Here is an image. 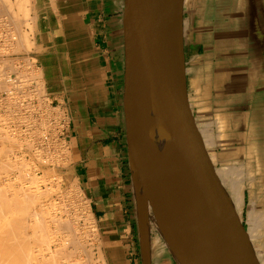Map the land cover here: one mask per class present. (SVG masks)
<instances>
[{
	"label": "crops",
	"instance_id": "crops-1",
	"mask_svg": "<svg viewBox=\"0 0 264 264\" xmlns=\"http://www.w3.org/2000/svg\"><path fill=\"white\" fill-rule=\"evenodd\" d=\"M51 1L33 2L30 55L49 101L70 115L68 173L109 264H143L123 112L124 0ZM183 1L192 121L254 264H264V0ZM149 223V264H179Z\"/></svg>",
	"mask_w": 264,
	"mask_h": 264
},
{
	"label": "water",
	"instance_id": "water-1",
	"mask_svg": "<svg viewBox=\"0 0 264 264\" xmlns=\"http://www.w3.org/2000/svg\"><path fill=\"white\" fill-rule=\"evenodd\" d=\"M182 7V0H124L123 112L133 188L136 177L143 186L148 180L141 172L145 160L141 99L154 108L159 146L156 171L149 175L155 178L160 205L149 195L141 207L133 193L142 261L149 264L152 220L179 264L175 246H180L189 264H254L241 227L222 200L192 121Z\"/></svg>",
	"mask_w": 264,
	"mask_h": 264
},
{
	"label": "rangeland",
	"instance_id": "rangeland-1",
	"mask_svg": "<svg viewBox=\"0 0 264 264\" xmlns=\"http://www.w3.org/2000/svg\"><path fill=\"white\" fill-rule=\"evenodd\" d=\"M0 4L2 5V3H1V0H0ZM24 27V26H23ZM26 29H24V30H26V35H27V37H28V39H29V41H31V34H33L32 32H31V34L28 32L29 30H28V28L27 27H25ZM20 33V32H19ZM28 33V34H27ZM12 36H13V38L15 37L13 34H12ZM30 36V37H29ZM14 41L13 42H15V39H13ZM17 40L18 39H16V42H17ZM13 42L12 43H10V44H12L11 46H10V49L9 50H7L6 52H9V54H10V52H12V49L13 48H11V47H14V45H13ZM32 42V41H31ZM18 43V42H17ZM19 44H21L20 43V41H19ZM33 44V43H32ZM18 45V44H17ZM16 45V46H17ZM22 45V44H21ZM18 47V46H17ZM17 47H15V48H17ZM20 47H22V46H20L19 45V48ZM33 47V46H32ZM18 49V48H17ZM23 49V48H22ZM22 49L20 48L19 49V52H20V50L22 51ZM16 51V50H15ZM31 51H32V48L30 47V49H28L26 52L24 51V52H21L20 54H19V52H15L16 54H14V52L13 53H11L10 54V56L12 57H6L7 58V60H8V58H11V59H9L7 62V64H9L10 62V64L9 65H11V66H13V64L15 63V61H16V63H15V66H19L20 68H21V65L18 63V62H25V65H26V67H25V65H24V67L22 66V68H25L26 69V71L27 70H29L30 68H31V66H33L34 68L33 69H36V70H34V71H40L39 70V68H38V65H37V62H36V59L35 58H32L31 57ZM2 51H0V55L2 54L1 53ZM28 54V55H27ZM14 56V57H13ZM28 57V58H26V59H23V58H25V57ZM15 57L17 58V60L15 59ZM21 57V58H20ZM31 57V58H30ZM14 58V59H13ZM20 59V60H19ZM32 61H31V60ZM11 60V61H10ZM12 60H13V62H12ZM29 60L31 61L30 63H28L29 62ZM10 61V62H9ZM26 61H28L27 63H26ZM29 64V66H27ZM30 71V70H29ZM31 71H32V68H31ZM19 72H24V71H19ZM43 95H44V97H43V95H42V101H43V105H44V107L46 108V106L45 105H47L50 101H49V99L47 98L48 96H47V92H46V88L44 87L43 88ZM46 92V93H45ZM45 93V94H44ZM39 94H41V93H39ZM57 106L58 105H56V104H52V106L51 107H53V108H50L49 109V111H48V113H49V117H47L48 119L47 120H49V118H51V117H53V115L56 113L57 115H59L60 113L58 112V109H57ZM62 107V106H61ZM45 108H40L41 109V111L42 110H46ZM56 108V109H55ZM56 110V111H55ZM61 110L64 112V113H62L63 114V117L64 118H68V121H69V129H70V125H71V119H70V115H69V113L62 107L61 108ZM43 112V111H42ZM44 113V112H43ZM53 114V115H52ZM67 114V115H66ZM43 114H41V116H42ZM47 115V114H46ZM65 115V116H64ZM44 116H45V113H44ZM44 116H42V117H44ZM60 117H62L61 115H59ZM69 116V117H68ZM6 117V118H5ZM9 119H11L10 118V116L9 117H7V116H5V115H0V121H2V122H0V127H2V128H0L1 130H0V137L1 138H3L4 137V134H3V132L5 133V135H7V134H11L10 135V138L11 137H13V139L11 138V139H7V142H6V139H0V166H2L3 164V166H5L6 168H7V163L9 162L8 160H10V161H12L13 159L11 158V157H13L14 158V160L11 162L12 164L13 163H16V164H19L18 162H21V160L23 159H21L20 158V156H21V154H24V160L21 162V164H19V167H18V169L20 168L21 170H24L25 172H26V166L27 165H25L26 164V162L29 164L28 165V171L31 173L30 175H31V177H34V173L33 172H35V171H37V172H35V174H39L38 176H36V179H39L38 180V183H37V181L35 182L36 183V185H34L35 183H32V178H28L27 179V177H26V173L24 174L23 173V171H21L22 173H23V175H22V173H19L18 172V175L20 174V175H22L21 177L22 178H24V180L23 181H25V182H27V181H29L28 183H25V182H23V183H25L24 185H26V187H28L29 186V188L27 189V191L28 190H30V188L32 189V188H34V187H38V188H40V189H42V190H34V191H36L35 193H37V194H41L39 197L41 198H38V202L36 201V196L35 197H33V195H31V194H33L34 192L31 190L30 192H33V193H29V192H25V194H27L26 196H28V194H30V196H32L33 198H34V200L31 198V200L33 201H31V200H29L28 201V199H30V197L26 200L25 198L26 197H24L25 195H23L24 193H23V191H22V194H21V191H18L17 192V190L15 191V190H13V189H17L18 188V186L20 185V184H22V182L20 183L19 181L17 182V184L16 183H13L12 182V184L10 183L11 182V180H10V178L11 177H13V175H15L16 173H17V171L16 170H18V169H16L17 167H15V168H13L12 167V169H11V167H9L8 166V168H7V171H6V168H5V172H4V170L3 169H0L1 170V172L3 171V173H4V175H5V173L6 172H8V169H9V171L10 172H8V173H6V175L4 176V175H0L1 176V178L2 179H5L4 181H6V183H2V179L0 178V184H1V187H0V190L2 189L3 190V186H6V188H4V191H0V194H5V195H3V197H2V195H1V198L0 199H2V198H4L5 199V197L4 196H6L7 197V199H5V200H7L8 201V198H10V200H12L11 199V197H13V201H15L16 202V200H14L15 199V197L16 198H18L19 199V201H21L20 199H21V195H23V198H22V201L20 202V203H16V205H17V207H15L16 205H13L15 208H18V207H22L23 205H21V203L23 202L24 203V201L26 202V203H24V206H25V204L28 206H30V207H28L27 209H29V210H27L25 207H27V206H25L24 208L26 209V210H24V208L22 207L21 208V210L22 211H20L19 209L20 208H18V209H16V210H19V211H16L17 212V214H16V212H15V208L13 209V206L11 205V207H10V211H12L13 212V214H11L10 212H8V214H6V215H4L7 219H12L13 217H14V219H16V218H18L19 217V220H20V216H21V218H22V213H24V212H26V211H30V210H32V208L34 209V210H32V212L30 211V213L28 214L27 212V214L25 213L24 214V216L25 215H27L26 216V218L24 219L23 218V222H26V228L28 227L29 229L32 227V226H30V224H32L33 225V228H35L34 230L36 231V232H34V230H32V231H30L28 228L26 229L27 231V235H30L29 237L31 238H29L30 239V249H33V250H31V251H33V253H37V252H39L40 250L41 251H45V250H47V247L48 248H50L52 251H54V256H52V261H51V257L50 256H48V260L51 262V263H55V264H64V263H67V262H69V264H71L72 262V264H84L85 262V264H88V261L90 262L89 264H109L110 263V261H109V258H108V256L107 255H105L104 253H103V250H102V248H101V246H100V243H99V239L97 238V233H96V229H94L95 227V225H94V222L92 221V219L90 218V217H86V216H88V215H86L87 214V210H88V208H87V202L85 201V199L83 198V196H82V194H81V192L79 191L78 192V189H77V186H75V184H74V187H76L75 189H73L72 190V192L70 191V195H69V198H71V199H69L68 197H66L65 195H62V194H64L66 191H64L65 190V184H64V179L65 180H67L66 182L67 183H69L68 181L69 180H72L73 179V177L70 175V173H68V168H69V166H70V154H71V152H70V145H69V142L68 143H66V144H64L66 141H64V140H61L60 138H61V136H64V134H62L61 135V129H62V127L61 126H58V128L60 127V129H59V131H60V133H58L57 131H51V132H46V135L48 136H44V138L45 139H43V141H45L44 143H41V145H45V149H43V148H40L39 147V143L37 142L38 141V139L36 138V139H26V138H24V137H21V135H20V132L19 131H15V130H12L10 127H9V123L11 122V120H9ZM10 121V122H9ZM9 122V123H8ZM12 122H13V120H12ZM1 124H4V125H1ZM5 129H4V128ZM18 126H17V124H14V128L15 129H18L17 128ZM69 129H68V131H69ZM9 132V133H8ZM15 132V133H14ZM45 134V133H44ZM57 135V136H56ZM3 136V137H2ZM52 137V138H51ZM46 138H47V140H46ZM54 138V139H53ZM22 139H26V142H25V140H22ZM20 140V141H19ZM28 140V141H27ZM56 140H57V143H55L56 142ZM2 141V142H1ZM12 141H13V143H12ZM18 141V142H17ZM32 141H33V143H32ZM47 141V142H46ZM62 141V142H61ZM49 142V143H48ZM52 142H54V144L52 143ZM48 145H47V144ZM21 144V145H20ZM29 144L31 145V147H32V149L33 148H35V150L33 149H30L31 147L29 146ZM56 144H57V146H56ZM19 145V146H18ZM21 146V147H20ZM27 146L28 147H30L29 148V150L27 149ZM49 146V148H47ZM50 146H51V149H50ZM57 148H55V147ZM60 146V147H59ZM26 147V148H25ZM52 147H54V149H52ZM61 147H62V149L63 148H65V149H63V152L61 153ZM11 148H12V152H9L8 151V149L9 150H11ZM60 148V149H59ZM3 149H5L6 151H7V153H5L6 151L4 150L3 151ZM16 149V150H15ZM37 149H39V151H42L41 149H43V151L42 152H44V153H46L47 152V154H50L51 152V154H53V156H56L57 154V158L58 159H61L62 160V162H61V160H60V163L58 164L57 163V161H59V160H52L53 162H51V160H48V162L46 161L45 163L44 162H42V161H36L35 159L33 160V158L32 157H34L33 155L36 153V151H37ZM56 149V150H55ZM57 151V153L55 152V151ZM46 151V152H45ZM28 152V153H27ZM35 152V153H34ZM48 152H50V153H48ZM68 152V153H67ZM70 152V153H69ZM8 154L7 156L8 157H10V155H11V157L8 159L7 158V156L5 155V154ZM12 153V154H11ZM13 153L16 155L15 157H14V155H13ZM27 153V154H26ZM44 153H42V156H44L43 154ZM50 154V155H51ZM65 154V157L63 156ZM5 155V156H4ZM18 155V156H17ZM3 156L6 158V159H8L7 161H6V163H4L3 161L5 160L4 158H3ZM29 156V157H28ZM17 157V158H16ZM60 157V158H59ZM64 157V158H63ZM68 157H69V160H68ZM16 158V159H15ZM21 159V160H20ZM43 159H46V157L44 156L43 157ZM20 160V161H19ZM32 160L33 161H35L34 163L32 162ZM64 160V161H63ZM68 160V161H67ZM15 161H17V162H15ZM44 161V160H43ZM32 163V164H30V163ZM37 162H38V164H37ZM64 162V163H63ZM3 163V164H2ZM23 163V164H22ZM51 163V164H50ZM63 163V164H62ZM14 165V164H13ZM2 166V168H4ZM22 166V167H21ZM35 166V167H34ZM25 167V168H24ZM51 167V168H50ZM1 168V167H0ZM31 168V169H30ZM14 169V170H13ZM35 169V170H34ZM37 169V170H36ZM2 173V174H3ZM33 173V174H32ZM47 176H46V175ZM9 177H8V176ZM62 175V176H61ZM26 177V178H25ZM38 177V178H37ZM55 177V178H54ZM59 177H60V179H59ZM61 177H63V178H61ZM6 178H9V179H6ZM52 178V179H51ZM29 179H31V182H30V180ZM8 180H10V181H8ZM57 180V181H56ZM45 181V182H44ZM53 182V183H52ZM65 182V183H66ZM9 183H10V186L12 185V187L11 188H13L12 190H11V188H9L8 187V185H9ZM20 183V184H19ZM52 183V184H51ZM4 184H6V185H4ZM3 185V186H2ZM15 185L17 186V187H15ZM31 186V187H30ZM56 186V187H55ZM3 187V188H2ZM15 187V188H14ZM10 190H9V189ZM37 188V189H38ZM57 188V189H56ZM135 188H133V190H134ZM6 190V191H5ZM7 190H9V191H7ZM74 190H75V192H74ZM11 191L13 192H15V196L13 195L14 193H12L11 195H10V193H11ZM42 191V192H41ZM45 193H44V192ZM51 191V192H50ZM41 192V193H40ZM17 193H18V195L19 196H17ZM44 193V194H43ZM48 193V194H47ZM71 193H73V194H71ZM133 193H134V191H133ZM51 194V195H50ZM45 195V196H44ZM21 196V197H20ZM61 196V197H60ZM63 196H65L66 197V199H65V197H63ZM59 197V198H58ZM76 197V198H75ZM4 199H3V201H4ZM23 199H24V201H23ZM62 199V200H61ZM65 200V201H64ZM7 201H6V203H7ZM13 201H11V202H13ZM18 201V202H19ZM35 201V202H34ZM10 201H8V203L10 204L11 203ZM14 202V203H15ZM27 202L29 203V204H27ZM22 203V204H23ZM31 203H33V204H31ZM37 203V204H36ZM38 203H40L41 205H39ZM59 203V204H58ZM37 205V207H36V205ZM77 204V205H76ZM39 205V206H38ZM43 205V206H42ZM44 205H45V207H44ZM76 205V206H75ZM80 205V206H79ZM33 206H35V208H40V210L38 209H35ZM51 206V207H50ZM32 207V208H31ZM44 207V208H43ZM50 207V208H49ZM53 207V208H52ZM12 208V209H11ZM83 209H84V211H83ZM87 209V210H86ZM23 210H24V212H23ZM44 210V211H43ZM81 210H82V212L84 213V214H82V212H81ZM35 211V213H33ZM39 211H40V213H39ZM56 211V212H55ZM18 212H21V215H20V213H18ZM31 213H33L32 215H30ZM43 213L46 215H43ZM10 214V215H9ZM35 214V215H34ZM36 214H40V215H38V217L40 216V219H38V218H36L37 216H36ZM53 214V215H52ZM12 215V217H10ZM17 215V216H16ZM20 215V216H19ZM30 215V216H29ZM35 216L34 218H36V219H38V220H40L39 221V223H38V220H37V222L34 220V218L32 217V216ZM48 215V216H47ZM80 215V216H79ZM85 215V216H84ZM3 216V218H1V219H3V221L6 219L5 217ZM28 216H29V218H28ZM52 216V217H51ZM56 216V217H55ZM10 217V218H9ZM31 217H32V219H33V222L35 221V224H33V222H31L32 220H31ZM45 217V219H43ZM48 217V218H47ZM5 218V219H4ZM51 218V220L53 221L54 219H56V220H54V221H56V222H51V220H49L48 221V219H50ZM60 219L59 221H58V219ZM0 219V222L2 223L3 221ZM28 219L30 220V222H28ZM18 220V219H17ZM43 220H45V221H43ZM41 221H42V223H41ZM47 221V222H46ZM62 221H64V223H65V228H66V225H67V223H68V226H67V228L68 229H70L71 227H72V229H70V230H66L65 228H63V226H62V228H61V226L60 225H58L60 222H62ZM66 221V222H65ZM90 221V222H89ZM4 222H6V221H4ZM91 222H93V223H91ZM0 223V229L3 227V224H1ZM28 223H29V225H28ZM38 223V225H36ZM40 223L44 226V229H42L41 230V232L39 233V231H37V229L38 228H36V227H34L35 225L36 226H39L40 225ZM44 223H45V225H44ZM50 223V224H49ZM25 224V223H24ZM56 224H57V226H56ZM42 225L41 226H39V227H41V228H43L42 227ZM47 225V226H46ZM92 225V226H91ZM30 226V227H29ZM49 226V227H48ZM58 226H60L59 228H58ZM86 226V227H85ZM48 227V228H47ZM94 227V228H93ZM32 228V229H33ZM40 228V229H41ZM90 228V229H89ZM58 229V230H57ZM84 229V230H83ZM53 230V231H52ZM73 230V231H72ZM75 230H76V232H75ZM45 231H46V234H45ZM49 231V232H48ZM55 231V232H54ZM34 232V233H33ZM68 232V233H67ZM29 233V234H28ZM36 233V234H35ZM42 233V234H41ZM51 233V234H50ZM65 233V234H64ZM73 233L76 235H73ZM0 234H1V231H0ZM33 234H35V240H32V238L34 237V235ZM41 234V235H40ZM70 234V235H69ZM43 235V236H42ZM45 235V236H44ZM38 236V237H37ZM71 236V237H70ZM36 237H37V239L38 240H36ZM43 237V238H42ZM46 237V238H45ZM48 237V238H47ZM82 237V238H81ZM89 237V238H88ZM40 238V239H39ZM42 238V239H41ZM70 239V241H69V239ZM78 238V239H77ZM34 239V238H33ZM52 239V240H51ZM68 239V240H67ZM40 240V241H39ZM42 240V241H41ZM33 241V242H32ZM34 241L36 242H38V244L40 243L41 245L40 246H42V247H40V249H39V247H36L37 245H35L34 244V247H33V245H31V242L32 243H34ZM44 241V242H43ZM62 241V242H61ZM73 241V242H72ZM36 242V243H37ZM41 242H43V243H41ZM72 242V243H71ZM48 244V245H46V244ZM59 244V245H58ZM45 245V246H44ZM50 246V247H49ZM46 247V248H45ZM58 247V248H57ZM63 247H65V248H63ZM45 248V249H44ZM80 248H81V250H80ZM83 248V249H82ZM91 248V249H90ZM89 249V250H88ZM84 250V251H83ZM85 250H86V252H85ZM37 251V252H36ZM59 251V252H58ZM46 252V251H45ZM89 252V253H88ZM57 254V256H55ZM60 255V256H59ZM67 255H68V259H67ZM59 256V257H58ZM66 257V258H65ZM79 257V258H78ZM85 257V258H84ZM88 257V258H87ZM91 257V259H89ZM64 259V260H63ZM66 259H67V262H66ZM87 259V260H86ZM63 260V261H62ZM86 260V261H85ZM82 261H84V262H82Z\"/></svg>",
	"mask_w": 264,
	"mask_h": 264
},
{
	"label": "bare ground",
	"instance_id": "bare-ground-1",
	"mask_svg": "<svg viewBox=\"0 0 264 264\" xmlns=\"http://www.w3.org/2000/svg\"><path fill=\"white\" fill-rule=\"evenodd\" d=\"M49 1H51V0H49ZM33 2H34V0H1V3H2V5H1V8H0V30L1 29H3V27H12V25L10 26V24H8V25H6V24H4V21H6V20H8V21H10V23L11 24H13L14 26V29H18L19 30V32L20 33H14V34H16L15 35V37L13 38V39H15V42H13V45H14V47H11V48H13L12 49V52H10V54L11 53H13L14 52V54H16L15 52H19V49L21 48H23L22 49V51L20 50V52H19V54L21 53V52H26L28 49H30V47L31 48H33L32 46H33V44H32V42L31 41H29V39H28V37H27V35L25 34L26 33V30H24V29H26L25 27H27L28 28V32L31 34V32L33 33L34 32V23H33V21H32V18L30 17V13L32 12V10H33V7H34V5H33ZM183 0H182V6H183ZM50 3V5H52L53 3H52V1L51 2H49ZM184 7V6H183ZM182 7V8H183ZM52 10H55V8H54V6L52 5ZM54 8V9H53ZM7 19H6V18ZM4 19H6V20H4ZM35 19V18H34ZM16 25V26H15ZM22 26H24V27H22ZM17 27V28H16ZM13 30V29H12ZM18 30H13V31H18ZM25 32V33H24ZM13 33V32H12ZM11 34V33H10ZM28 34V33H27ZM12 36V35H11ZM31 36H32V34H31ZM13 37V36H12ZM30 37V36H29ZM16 39H18L17 40V42H16ZM19 41H20V43L22 44H19ZM18 44V45H17ZM18 47H17V46ZM19 45L20 46H22V47H20L19 48ZM15 47H17V48H15ZM16 50V51H15ZM0 51H2L1 49H0ZM28 55V54H27ZM11 57V56H10ZM14 57V56H13ZM12 58V57H11ZM11 58H8V60L9 59H11ZM21 58V57H20ZM26 58H28L27 56L25 57V58H23V59H26ZM31 58V57H30ZM14 59V58H13ZM15 59L17 60V58L15 57ZM7 60V58L6 57H4V64H6V65H8V66H10L11 67V72L13 71L15 74H16V76L18 77V82L20 83V86L22 87V86H24V85H26V86H31V85H34V90H33V93L35 94V96L37 97V99L40 101V103H42V104H44L43 103V101H42V95H43V88L45 87V83H44V80H43V76H42V72H41V70L40 71H34V70H36V69H33L34 67L33 66H31V68H32V71H31V68L29 69V70H27L26 71V69H25V71H26V79L24 78V72L22 73V72H19L20 71V69L22 68V66L24 67V65H25V62H24V65H21V68L17 65V66H15V63H16V61H15V63L13 64V66H11V65H9L11 62V60L9 61L10 63L9 64H7L8 61ZM20 60V59H19ZM31 60V59H30ZM29 60V62L28 61H26V63L28 62V63H30L31 61ZM12 62H13V60H12ZM27 66H29V64L27 65ZM25 67H26V65H25ZM0 70H2V67L0 66ZM2 76V75H1ZM39 93H41V94H39ZM46 93V92H45ZM44 93V94H45ZM43 97H44V95H43ZM48 98V97H47ZM63 103V102H62ZM62 105V104H61ZM44 106V105H43ZM46 106V110H42L44 113H45V116H44V113L42 112V116H44V118H47V117H49L48 115H49V113H48V111H49V109L50 108H52L51 106H52V102H49L47 105H45ZM42 108V107H41ZM61 106H57V109H58V112L60 113L59 115H61L62 116V118L65 120V121H68V118H64L63 117V114L62 113H64L62 110H61ZM54 109V108H53ZM56 109V108H55ZM140 110H141V114H142V117H143V120H144V124H145V134H144V137H143V140H142V146H143V150H144V154H145V160H144V165H143V168H142V170H141V172H144V175L146 174L147 176H148V180H147V182H146V186H143V184H142V182L138 179V177H136L135 178V180H134V187H135V190H133V191H135V194H136V196H137V199H138V203L139 204H141V207H143L145 204H146V200L149 198V195H151L152 196V198L153 199H155L156 201H158V204L160 205V202H159V193H158V190H157V186H156V181H155V178H151V176L149 175V173H151L152 171H156V151H157V149L159 148V146H158V144H156V120H155V113H154V108L153 107H149V105L147 104V102L144 100V99H141L140 100ZM51 111V110H50ZM49 111V112H50ZM56 111V110H55ZM47 114V115H46ZM53 115V114H52ZM67 115V114H66ZM2 116V115H1ZM65 116V115H64ZM8 117V116H7ZM69 117V116H68ZM6 118V117H5ZM10 118L11 119H9V120H12V118L13 117H11L10 116ZM0 122H2V121H0ZM10 122V121H9ZM8 122V123H9ZM68 123H69V121H68ZM1 125H4V124H1ZM71 126V125H70ZM0 128H2V127H0ZM4 128V127H3ZM18 128V127H17ZM5 129V128H4ZM60 129V127L58 128V130ZM1 130V129H0ZM70 130V129H69ZM134 129L132 128L131 129V138L132 137H134ZM9 133V132H8ZM15 133V132H14ZM59 133H60V131H59ZM1 134V133H0ZM3 134H4V137L3 138H1L0 137V139H6V142H7V139H13V137H11L10 138V135L12 134H7V135H5V133L3 132ZM13 135V134H12ZM45 135H46V133H45ZM61 135H62V132H61ZM47 136V135H46ZM57 136V135H56ZM48 137V136H47ZM52 138V137H51ZM54 139V138H53ZM61 139V138H60ZM22 140H25V142H26V139H22ZM46 140H47V138H46ZM62 140V139H61ZM20 141V140H19ZM28 141V140H27ZM2 142V141H1ZM18 142V141H17ZM45 142V141H44ZM47 142V141H46ZM62 142V141H61ZM69 142V141H68ZM12 143H13V141H12ZM32 143H33V141H32ZM49 143V142H48ZM53 144H54V142H52ZM55 143H57V140H56V142ZM47 144V143H46ZM21 145V144H20ZM48 145V144H47ZM19 146V145H18ZM29 146L31 147V145L29 144ZM56 146H57V144H56ZM21 147V146H20ZM30 147H28L27 146V149L29 150V148ZM55 147V146H54ZM54 147H52V149H54ZM58 147V146H57ZM60 147V146H59ZM26 148V147H25ZM47 148H49V146L47 147ZM56 148V147H55ZM30 149H32V147L30 148ZM34 150H35V148H33ZM32 149V150H33ZM44 149V148H43ZM43 149H41L42 151H43ZM50 149H51V146H50ZM57 149V148H56ZM55 149V150H56ZM60 149V148H59ZM63 149H65V148H63ZM63 149H62V147H61V153L63 152ZM5 149H3V151H4ZM16 150V149H15ZM54 150V151H55ZM6 151V150H5ZM8 151L9 152H12V148H11V150H9L8 149ZM42 151H39V149H37V151H36V153L33 155L34 157H32L33 158V160L35 159L36 161L38 160H40V161H42V162H48V160H51V162H53L52 160H59V161H57V163L59 162L60 163V160L62 159H58L56 156L58 155H56V156H53V154H51L50 152H48V153H50V154H47V152L46 153H44V152H42ZM58 151V150H57ZM57 151H55L56 153H57ZM5 153H7V151L5 152ZM4 153V154H5ZM28 153V152H27ZM26 153V154H27ZM42 153H44L43 155L46 157V159H43V157L44 156H42ZM68 153V152H67ZM70 153V152H69ZM12 154V153H11ZM6 156L8 155V154H5ZM4 155V156H5ZM13 155H14V157L16 156L14 153H13ZM3 156V158L5 159L3 162L4 163H6V161L11 157V155H10V157H8L7 156V158L8 159H6L5 157ZM18 156V155H17ZM64 157H65V154L63 155ZM29 157V156H28ZM63 157V158H64ZM13 160H14V158L13 157H11ZM17 158V157H16ZM15 158V159H16ZM20 158L22 159H20L21 160V162L24 160V154H21V156H20ZM60 158V157H59ZM12 160V161H13ZM19 160V161H20ZM32 160V162L34 163L35 161H33ZM44 160V161H43ZM68 160H69V157H68ZM67 160V161H68ZM9 161V162H8ZM7 162V168H8V166L9 167H11V169H12V167L13 168H15V167H17L16 169H18V167H19V164H21V162H18L19 164H16V163H11L12 161H10V160H8ZM39 161V162H40ZM64 161V160H63ZM15 162H17V161H15ZM61 162H62V160H61ZM30 163V162H29ZM58 163V164H59ZM64 163V162H63ZM62 163V164H63ZM3 164V163H2ZM23 164V163H22ZM30 164H32V163H30ZM37 164H38V162H37ZM51 164V163H50ZM1 165V164H0ZM4 165V164H3ZM2 165V166H3ZM25 165H27L26 166V172L24 171V170H21L20 168L18 169V170H16L17 171V173L15 174V175H13V177H11L10 178V180H11V184H12V182L13 183H16L17 184V182L19 181L20 183L22 182V184H20L19 186H18V188L17 189H13V188H11L12 187V185L10 186V183H9V185H8V187L9 188H11V190L13 189V190H17V192L18 191H21V194H22V191H23V195H25L24 197H26L25 199L27 200L29 197H30V199H28V201L29 200H31V198L34 200V198L33 197H35L36 196V201L38 200V198H40L39 196L41 195H39V194H37V193H35L37 190H42V189H40V188H36V187H34V188H30V190H28L27 191V189L29 188V186L28 187H26V185H24L25 183H28L29 181H27V182H25V181H23L24 180V178H22L23 176V173L26 175V177H27V179L28 178H32V183H35L36 181H37V183H38V180L39 179H36V176H38L39 174H35V172H37V171H35V172H33L32 174L34 175V177H31V171L29 172L28 171V163L26 162V164ZM2 166H0L1 168L0 169H3L4 170V172H5V166H3L4 168H2ZM22 167V166H21ZM35 167V166H34ZM7 168H6V171H7ZM25 168V167H24ZM51 168V167H50ZM31 169V168H30ZM14 170V169H13ZM35 170V169H34ZM37 170V169H36ZM21 171H23V173L21 172ZM8 172H10L9 171V169H8ZM8 172H6V173H8ZM18 172L19 173H22V175H18ZM3 173V171L1 172V170H0V175H4V173ZM6 173H5V175H6ZM38 173V172H37ZM9 174V173H8ZM4 175V176H5ZM46 175V174H45ZM8 176V175H7ZM22 176V177H21ZM47 176V175H46ZM62 176V175H61ZM9 177V176H8ZM25 177V178H26ZM0 178H1V176H0ZM38 178V177H37ZM55 178V177H54ZM61 178H63V177H61ZM2 179V178H1ZM6 179H9V178H6ZM52 179V178H51ZM59 179H60V177H59ZM3 181H2V183H6V181H4L5 179H2ZM10 180H8V181H10ZM30 180V182H31V179H29ZM57 181V180H56ZM64 181L66 182L67 180H65L64 179ZM23 182H25V183H23ZM45 182V181H44ZM64 182V186H65V190L64 191H66L64 194H62V195H65L66 197H68L69 198V195H70V191L72 192V190L73 189H75L76 187H74V184H75V186H76V180L74 179V177H73V179L72 180H69L68 182L69 183H65ZM40 183V182H39ZM38 183V184H39ZM53 183V182H52ZM51 183V184H52ZM4 185H6V184H4ZM34 185H36V183L34 184ZM3 186V185H2ZM7 186V185H6ZM6 186H3L4 188H6ZM0 187H1V184H0ZM2 187V188H3ZM15 187H17L16 185H15ZM14 187V188H15ZM31 187V186H30ZM56 187V186H55ZM146 187V188H145ZM4 188H3V190L2 191H4ZM8 188V189H9ZM57 189V188H56ZM78 189V188H77ZM0 190V191H1ZM10 190V189H9ZM9 190H7V191H9ZM33 191V192H30V191ZM34 190H36V191H34ZM76 190V189H75ZM75 190H74V192H75ZM1 191V192H2ZM6 191V190H5ZM29 192V193H33V194H31V195H33V197L32 196H30V194H28V196H26L27 194H25V192ZM42 192V191H41ZM40 192V193H41ZM44 192V191H43ZM51 192V191H50ZM78 192H79V190H78ZM12 193H14L13 195L15 196V192L13 191H11V193H10V195L12 194ZM45 193V192H44ZM43 193V194H44ZM149 193V194H148ZM48 194V193H47ZM71 194H73V193H71ZM1 195H2V197H3V195H5V194H0V198H1ZM23 195H21L20 197H21V201H22V198H23ZM35 195V196H34ZM51 195V194H50ZM17 196H19L18 195V193H17ZM45 196V195H44ZM65 196H63V197H65ZM83 196V195H82ZM5 197V199H7V197L6 196H4ZM61 197V196H60ZM66 197H65V199H66ZM19 198V197H18ZM18 198H16L15 197V199L14 200H16V202L15 201H13V197H11V199L12 200H10V198H8V201H13V202H11L10 204L8 203V201L7 200H5L4 198H2V199H0V219L1 218H3V216L4 215H6V214H8V212H10L11 214H13V212L12 211H10V207H11V205L13 206V205H16V203H20L21 201H19V199ZM59 198V197H58ZM76 198V197H75ZM3 199H4V201H3ZM41 199V198H40ZM69 199H71V198H69ZM25 200V201H26ZM62 200V199H61ZM6 201H7V203H6ZM19 201V202H18ZM23 201H24V199H23ZM24 201V203H26ZM32 201V200H31ZM65 201V200H64ZM15 202V203H14ZM33 202V201H32ZM35 202V201H34ZM38 202V201H37ZM23 203V202H22ZM21 203V205H23L22 207L24 208L25 206H27L26 204H25V206H24V203L22 204ZM27 204H29L28 202H27ZM31 204H33V203H31ZM37 204V203H36ZM35 204V205H36ZM39 205H41L40 203H38ZM59 204V203H58ZM18 205V204H17ZM17 205L15 206V207H17ZM38 205V206H39ZM77 205V204H76ZM75 205V206H76ZM19 206V205H18ZM43 206V205H42ZM80 206V205H79ZM14 206H13V209L15 208ZM22 207H18V208H20L19 210L20 211H22L21 210V208ZM28 207H30L29 205L27 206V207H25L26 209L28 208ZM34 208H35V206H33ZM36 207H37V205H36ZM44 207H45V205H44ZM43 207V208H44ZM51 207V206H50ZM49 207V208H50ZM18 208H15L14 210H15V212L16 211H19V210H16V209H18ZM24 208V210H26ZM32 208V207H31ZM53 208V207H52ZM12 209V208H11ZM30 209V208H29ZM29 209H27V210H29ZM35 209H39L40 210V208L38 207V208H35ZM161 209H162V207H161ZM24 210H23V212H24ZM32 210H34L33 208H32ZM32 210H30L31 212H32ZM87 210V209H86ZM30 211H26L27 213L29 212L30 213ZM44 211V210H43ZM83 211H84V209H83ZM26 212H24V213H22V218H21V212H18V213H20V220H19V217L18 218H16V219H14V217L12 218V219H7L5 216V220L4 221H6V222H4L3 221V219H1L3 222L1 223V224H3V227L0 229V231H1V234H0V264H55V263H51L49 260H48V256H50L51 258V261H52V256H54V251H52L50 248H48L47 247V250H45V251H39V252H37V253H33V251H31V250H33V249H30V235H27L26 233V229L28 228H26V222H23V218L25 217L26 218V216L27 215H25L24 216V214L26 213ZM56 212V211H55ZM81 212H82V210H81ZM26 213V214H27ZM28 213V214H29ZM33 213H35V211L33 212ZM33 213H31L30 215H32ZM39 213H40V211H39ZM16 214H17V212H16ZM82 214H84L83 212H82ZM10 215V214H9ZM18 215V214H17ZM16 215V216H17ZM29 215V216H30ZM35 215V214H34ZM32 216L33 218L35 217V216ZM38 215H40V214H36V218H38V219H40V216L38 217ZM43 215H45L44 213H43ZM53 215V214H52ZM86 215H88V216H86V217H90V215H89V212H88V210H87V214ZM24 216V217H23ZM29 216H28V218H29ZM46 216V215H45ZM48 216V215H47ZM80 216V215H79ZM85 216V215H84ZM10 217H12V215L10 216ZM9 217V218H10ZM32 217H31V222H33V219H32ZM52 217V216H51ZM56 217V216H55ZM24 218V219H25ZM36 218H34V220L37 222V220L38 219H36ZM48 218V217H47ZM91 218V217H90ZM18 219V220H17ZM43 219H45V217L43 218ZM58 219V218H57ZM92 219V218H91ZM49 220H51V218L50 219H48V221ZM54 220H56V219H54ZM53 220V221H54ZM60 219H58V221H59ZM35 221L33 222V224H35ZM39 221L40 220H38V223H39ZM43 221H45V220H43ZM52 220H51V222H53ZM28 222H30V220L28 219ZM47 222V221H46ZM54 222H56V221H54ZM66 222V221H65ZM90 222V221H89ZM151 222H152V224H154L155 225V223H154V221H152L151 220ZM25 223V224H24ZM38 223L36 224V225H38ZM41 223H42V221H41ZM40 223V225L39 226H41L42 224ZM91 223H93V222H91ZM50 224V223H49ZM150 224V223H149ZM28 225H29V223H28ZM34 226V227H36V228H38L37 229V231H39V233L41 232V230L42 229H44V226L42 225V227L43 228H41V227H39V226ZM44 225H45V223H44ZM58 225H60L61 226V228H62V226H63V228H65L64 226H65V223H64V221H62V222H60ZM95 225V224H94ZM1 226V225H0ZM30 226H32L29 230L30 231H32V230H34L35 228H33V225L32 224H30ZM29 226V227H30ZM47 226V225H46ZM56 226H57V224H56ZM60 226H58V228L60 227ZM67 226H68V223H67V225H66V230H70V229H72V227L70 228V229H68L67 228ZM92 226V225H91ZM49 227V226H48ZM47 227V228H48ZM69 227V226H68ZM86 227V226H85ZM95 227V226H94ZM93 227V228H94ZM33 228V229H32ZM41 228V229H40ZM167 228H168V230L170 231V233L172 234V232H171V230H170V228H169V226L167 225ZM60 229V228H59ZM90 229V228H89ZM95 229V228H94ZM36 230V229H35ZM34 230V232H36ZM58 230V229H57ZM84 230V229H83ZM155 230V229H154ZM53 231V230H52ZM71 231V230H70ZM73 231V230H72ZM33 232V233H34ZM49 232V231H48ZM55 232V231H54ZM75 232H76V230H75ZM68 233V232H67ZM29 234V233H28ZM36 234V233H35ZM35 234H33L34 235V239L32 238V240H35ZM42 234V233H41ZM40 234V235H41ZM45 234H46V231H45ZM51 234V233H50ZM65 234V233H64ZM70 235V234H69ZM73 235H75L74 233H73ZM173 235V234H172ZM30 236V237H29ZM43 236V235H42ZM45 236V235H44ZM76 236V235H75ZM38 237V236H37ZM37 237H36V240H38L37 239ZM71 237V236H70ZM30 238V239H29ZM43 238V237H42ZM41 238V239H42ZM46 238V237H45ZM48 238V237H47ZM82 238V237H81ZM89 238V237H88ZM162 238V237H161ZM40 239V238H39ZM69 239V238H68ZM67 239V240H68ZM78 239V238H77ZM175 239V238H174ZM52 240V239H51ZM40 241V240H39ZM42 241V240H41ZM69 241H70V239H69ZM33 242V241H32ZM31 242V245H33V247H34V244L35 245H37L38 244V242L36 243L35 241H34V243H32ZM44 242V241H43ZM43 242H41V243H43ZM62 242V241H61ZM73 242V241H72ZM71 242V243H72ZM177 242V241H176ZM44 244V243H43ZM46 244V243H45ZM41 244L39 243L36 247H39ZM46 245H48V244H46ZM59 245V244H58ZM177 245H178V243H177ZM45 246V245H44ZM179 246V245H178ZM40 247H42V246H40ZM40 247H39V249H40ZM46 248V247H45ZM44 248V249H45ZM58 248V247H57ZM63 248H65V247H63ZM83 249V248H82ZM91 249V248H90ZM80 250H81V248H80ZM89 250V249H88ZM84 251V250H83ZM175 251H176V253H177V255H178V259H179V262H180V264H189L188 263V261H187V259H186V257H185V255H184V253H183V251L180 249V246H179V248H177L176 246H175ZM59 252V251H58ZM85 252H86V250H85ZM89 253V252H88ZM109 253V252H108ZM171 254V253H170ZM55 256H57V254L55 255ZM60 256V255H59ZM58 256V257H59ZM115 256V255H114ZM66 258V257H65ZM79 258V257H78ZM85 258V257H84ZM88 258V257H87ZM67 259H68V255H67ZM67 259H66V262H67ZM89 259H91V257L89 258ZM64 260V259H63ZM62 260V261H63ZM87 260V259H86ZM85 260V261H86ZM82 262H84V261H82ZM91 262V261H90ZM89 261H88V264L90 263ZM73 263V262H72ZM71 263V264H72ZM86 263V262H85ZM84 263V264H85ZM64 264H69V262H67V263H64ZM83 264V263H82Z\"/></svg>",
	"mask_w": 264,
	"mask_h": 264
},
{
	"label": "built area",
	"instance_id": "built-area-1",
	"mask_svg": "<svg viewBox=\"0 0 264 264\" xmlns=\"http://www.w3.org/2000/svg\"><path fill=\"white\" fill-rule=\"evenodd\" d=\"M9 32V28L3 27L0 30V49L2 54L0 55V115L13 117L9 123V127L12 130L19 131L21 137L26 139H38L39 147L45 149L43 139L46 135L44 133L57 131L58 126H61V132L64 136L61 139L67 142V135L69 129L68 121H65L62 117L56 113L53 117L44 118L41 116V107L45 108L42 103L37 99L33 93L34 85L31 86H20L18 77L12 71L11 67L4 64V57H9L10 46L14 40ZM23 65L24 62H18ZM24 71V78L26 79L25 68H21L20 71ZM2 75V76H1ZM53 108V107H52ZM14 124H17L18 129L14 128Z\"/></svg>",
	"mask_w": 264,
	"mask_h": 264
}]
</instances>
